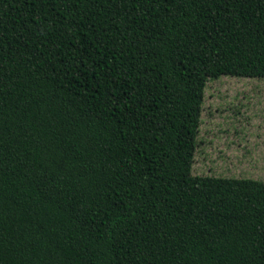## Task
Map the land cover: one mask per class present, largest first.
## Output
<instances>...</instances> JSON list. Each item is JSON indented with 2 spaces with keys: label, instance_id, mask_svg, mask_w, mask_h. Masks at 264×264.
<instances>
[{
  "label": "trees",
  "instance_id": "trees-1",
  "mask_svg": "<svg viewBox=\"0 0 264 264\" xmlns=\"http://www.w3.org/2000/svg\"><path fill=\"white\" fill-rule=\"evenodd\" d=\"M220 75L264 0H0V264H264V180L191 172Z\"/></svg>",
  "mask_w": 264,
  "mask_h": 264
},
{
  "label": "rangeland",
  "instance_id": "rangeland-1",
  "mask_svg": "<svg viewBox=\"0 0 264 264\" xmlns=\"http://www.w3.org/2000/svg\"><path fill=\"white\" fill-rule=\"evenodd\" d=\"M192 174L264 180V77L206 80Z\"/></svg>",
  "mask_w": 264,
  "mask_h": 264
}]
</instances>
